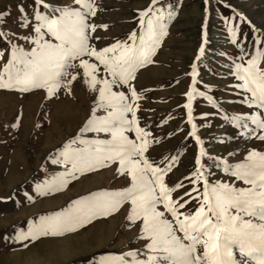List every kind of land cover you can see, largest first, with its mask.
I'll return each mask as SVG.
<instances>
[{"label": "snow or ice", "instance_id": "snow-or-ice-1", "mask_svg": "<svg viewBox=\"0 0 264 264\" xmlns=\"http://www.w3.org/2000/svg\"><path fill=\"white\" fill-rule=\"evenodd\" d=\"M203 3L206 21L209 0ZM225 6L231 8V18L221 19L234 52L218 53L225 62L216 75L231 78L226 87L247 111L222 107L209 94L208 83L205 91L194 87L208 43L202 23L200 43L186 73L191 80L183 93L186 101L178 105L185 110V140L194 141L196 150L192 167L178 179L172 174L183 146L159 159L150 155L162 136L140 116L142 110L153 111L141 104L150 89L136 87L139 71L154 63L178 16L182 5L177 0H147L133 9L135 27L122 37L111 34L108 22H97L105 10L102 0H17L11 26L10 9L0 10V90L42 91L43 100L49 101L59 100L61 93L74 98L79 84L90 101L75 133L44 157L60 170L49 172L39 165L43 179L31 185L32 192H58L84 174L109 168L113 179L122 181L30 217L26 228L15 227L14 234L3 239L27 248L38 238L73 233L93 220L123 213V225L139 246L93 252L82 264H264V147H248L239 159L233 151L210 154L192 114L193 100L201 97L215 109L202 114L205 120L219 115L234 129L215 138L218 143L238 136L264 145V27L230 4ZM241 24L248 26L250 40L241 33ZM168 119H160L155 127ZM20 120L17 115L11 128ZM23 195L33 199L28 192Z\"/></svg>", "mask_w": 264, "mask_h": 264}, {"label": "rangeland", "instance_id": "rangeland-1", "mask_svg": "<svg viewBox=\"0 0 264 264\" xmlns=\"http://www.w3.org/2000/svg\"><path fill=\"white\" fill-rule=\"evenodd\" d=\"M146 2L147 0H102L105 10L97 18V22H108L111 34L122 37L135 27L132 22L135 15L133 9L142 7ZM177 2L182 7L170 25L169 35L157 50L154 63L140 70L136 81L138 90L150 89L145 94L146 99L141 102L142 108L153 110H142L140 116L142 120L153 124L151 130L156 135L162 136L161 143L153 147L150 155L159 159L160 154L174 152L177 146H183L182 159L173 172L172 179L187 174L192 167L196 150L194 141L190 138L185 140L188 130L185 110L178 105L182 106L186 101L183 93L191 82L186 73L190 71L189 66L200 43L202 23L206 25L208 43L204 56L198 61L199 83L194 87L205 91V83L212 85L209 94L229 111H247V108L240 106L238 98L227 89L226 85L231 78L216 75L223 71L220 65L225 62L218 53L234 52V46L227 42L221 19L224 16L231 18V8L225 5L230 4L232 8L243 12L257 27H264V0H209L206 21L203 0ZM16 3L17 0H0V10L10 9V26L16 17ZM240 31L251 39L247 25L241 24ZM42 97V91L20 94L0 90V198L13 197L6 201L0 200V264H82L85 257L93 252L139 246L132 239V231L123 225V213L109 218H98L73 233L38 238L27 248L11 239H3L6 235H13L15 227L26 228V221L30 217L58 210L66 206L69 200L88 191L100 187H116L122 182L120 178L113 179V170L109 168L84 174L77 180L70 181L58 192L45 196L32 192L31 185L38 179H43L39 165L43 163L49 172L60 170L58 166L48 163L44 157L53 147L75 133L86 117L90 103L88 93L79 84L74 89V98H65L63 93L59 100L44 101ZM214 111L203 98L196 97L193 100L194 122L210 154L233 151L236 153L234 159H239L248 147H264L259 141L238 136L230 141L225 139L224 144L218 143L215 138L226 137L227 134L234 133V129L219 115L209 116L207 120L202 116L205 112ZM45 112L47 118L44 117ZM17 115L21 116V120L18 127L12 129L10 124ZM165 117L170 119L156 128L155 125ZM37 123L40 124L39 128L35 127ZM201 124L204 127H200ZM24 192H28L33 199L27 200Z\"/></svg>", "mask_w": 264, "mask_h": 264}]
</instances>
